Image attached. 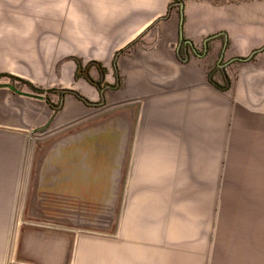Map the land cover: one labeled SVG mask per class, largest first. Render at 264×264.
<instances>
[{
  "label": "crops",
  "instance_id": "crops-1",
  "mask_svg": "<svg viewBox=\"0 0 264 264\" xmlns=\"http://www.w3.org/2000/svg\"><path fill=\"white\" fill-rule=\"evenodd\" d=\"M63 1L65 38L105 45L102 60L119 54L124 80L108 126L78 148L64 138L54 163L7 166L18 151L9 160L0 145L1 222L39 218L25 216L24 189L29 214L95 222L31 232L21 261L264 264V15L232 19L201 0L182 14L175 0ZM8 233L0 224V264Z\"/></svg>",
  "mask_w": 264,
  "mask_h": 264
},
{
  "label": "rangeland",
  "instance_id": "rangeland-1",
  "mask_svg": "<svg viewBox=\"0 0 264 264\" xmlns=\"http://www.w3.org/2000/svg\"><path fill=\"white\" fill-rule=\"evenodd\" d=\"M201 1L221 8L232 19L256 20L264 15L263 9H254L264 6V0L243 3ZM175 4L173 7L180 8ZM64 7L63 0L52 3L0 0V74L14 77L0 78V145L12 147L4 151L8 156L15 155V149L19 155L16 157L19 165L7 166L43 164L48 159L54 163L55 158L49 155L60 150L58 146L63 145L64 138L70 135L72 149L78 148L80 134L102 131L108 126L105 123L111 121L112 97L124 80L113 75L119 54L102 60V55L107 54L105 45L75 43L74 30H71V37L65 38ZM84 38L87 39L85 35ZM76 60L81 63L83 75L94 84L84 77H75ZM19 78L40 91H34ZM22 191L20 199L25 216L39 218L0 221L2 225H9L5 241L6 264H31L22 262L19 254L23 239L31 232L66 228L76 233L94 229L95 222L86 220L85 213L73 215L72 220L67 221L44 219L36 212L27 213L32 199L26 195V189Z\"/></svg>",
  "mask_w": 264,
  "mask_h": 264
},
{
  "label": "trees",
  "instance_id": "trees-1",
  "mask_svg": "<svg viewBox=\"0 0 264 264\" xmlns=\"http://www.w3.org/2000/svg\"><path fill=\"white\" fill-rule=\"evenodd\" d=\"M213 3H218L220 0H211ZM254 1H262V0H223V1H220L222 3H243V2H254ZM178 2H182L184 4V0H175L174 3H178ZM76 64H77V71H76V74H75V77L76 78H79V77H84L86 78L89 82L93 83L94 82L87 76V75H83L84 72H82L81 70V63L79 60H76ZM2 77H9V78H14L10 75H4V74H0V78ZM19 81L28 85L29 87H31L34 91H40L39 89L35 88L31 83L29 82H26L24 81L23 79L19 78ZM79 98H82L81 96H79L78 94H76Z\"/></svg>",
  "mask_w": 264,
  "mask_h": 264
},
{
  "label": "water",
  "instance_id": "water-1",
  "mask_svg": "<svg viewBox=\"0 0 264 264\" xmlns=\"http://www.w3.org/2000/svg\"><path fill=\"white\" fill-rule=\"evenodd\" d=\"M175 6H179L180 9H181V14L183 12V8H184V4L182 2H178L175 4ZM182 24H183V21L181 19V24H180V37L182 38Z\"/></svg>",
  "mask_w": 264,
  "mask_h": 264
}]
</instances>
